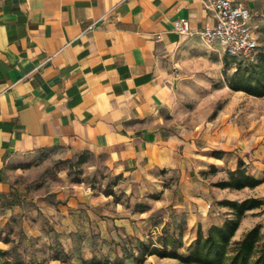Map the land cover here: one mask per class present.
Segmentation results:
<instances>
[{
	"label": "crops",
	"instance_id": "0c3cea01",
	"mask_svg": "<svg viewBox=\"0 0 264 264\" xmlns=\"http://www.w3.org/2000/svg\"><path fill=\"white\" fill-rule=\"evenodd\" d=\"M233 1L258 13L256 0ZM181 19L189 35L175 31ZM215 23L199 0H0V192L18 158L57 149L106 154L119 173L182 212L184 242L200 224L221 225L231 211L220 202L243 201L250 188L215 184L240 159L248 175L264 179V163L254 171L248 159L251 151L264 158L263 150L221 117L194 131L164 118L186 49ZM252 190L264 201V183ZM262 209L247 213L236 237L256 224L264 231V217L247 219ZM7 248L0 243V264H15Z\"/></svg>",
	"mask_w": 264,
	"mask_h": 264
},
{
	"label": "rangeland",
	"instance_id": "374dc122",
	"mask_svg": "<svg viewBox=\"0 0 264 264\" xmlns=\"http://www.w3.org/2000/svg\"><path fill=\"white\" fill-rule=\"evenodd\" d=\"M256 2L252 26L259 50H264V0ZM239 62L243 60L228 56L218 42L201 39L190 46L164 118L179 130L194 131L221 117L262 149L264 157V98L229 87ZM248 159L254 171L264 163L254 151ZM6 179L8 190L0 192V243L8 247L13 263L121 264L124 257L123 264H182L158 256L140 262L142 244L173 232L175 224L185 227L184 216L164 204L161 194L146 192L119 173L106 154L38 151L9 163ZM261 195L248 191L250 197ZM262 217L264 209L247 219L252 225Z\"/></svg>",
	"mask_w": 264,
	"mask_h": 264
},
{
	"label": "trees",
	"instance_id": "16d2710c",
	"mask_svg": "<svg viewBox=\"0 0 264 264\" xmlns=\"http://www.w3.org/2000/svg\"><path fill=\"white\" fill-rule=\"evenodd\" d=\"M229 56V55H228ZM233 58V57H232ZM229 87L255 98H264V50L248 61L237 63L235 72L228 79ZM264 183L247 174L244 162L240 159L238 167L229 172V179L219 181L215 186L242 190L255 189ZM221 205L231 211V216L221 225H211L204 231L200 224L195 239L185 245V227L174 225L173 232L163 233L154 241L142 244L138 259L143 263L147 256H158L180 261L182 264H264V231L260 224L247 230L235 241L243 219L248 212L264 206V201L249 197L243 201L223 200ZM160 244L161 246H157ZM184 249V254L179 252ZM124 257L120 259L124 263ZM20 264V263H15Z\"/></svg>",
	"mask_w": 264,
	"mask_h": 264
},
{
	"label": "built area",
	"instance_id": "2783aa9c",
	"mask_svg": "<svg viewBox=\"0 0 264 264\" xmlns=\"http://www.w3.org/2000/svg\"><path fill=\"white\" fill-rule=\"evenodd\" d=\"M213 13L216 23L207 25L202 36L209 42H218L224 52L237 60L253 59L259 50L258 37L252 26L253 13L249 6L233 0H199ZM180 35L191 33L186 19L174 22Z\"/></svg>",
	"mask_w": 264,
	"mask_h": 264
}]
</instances>
